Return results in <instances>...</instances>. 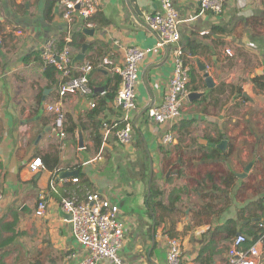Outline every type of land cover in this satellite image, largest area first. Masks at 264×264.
Returning <instances> with one entry per match:
<instances>
[{
	"label": "crops",
	"instance_id": "1",
	"mask_svg": "<svg viewBox=\"0 0 264 264\" xmlns=\"http://www.w3.org/2000/svg\"><path fill=\"white\" fill-rule=\"evenodd\" d=\"M98 2L87 28L79 17L63 20L59 0H0V264H79L85 253L61 203L85 202L93 193L120 207L124 264H167L171 236L181 242L183 264H230L238 236L248 249L264 234V90L254 81L264 77V0H226L219 15L202 14L199 0H172L182 20L189 94H207L184 98L180 117L166 125L150 120L148 111L164 101L174 47H157L139 23L161 11L159 2ZM48 44L70 48L74 76L92 65L94 94L59 97L64 79L43 62ZM128 47L151 52L139 69L134 140L122 145L114 135L104 141L103 124L122 121L117 70ZM57 102L65 137L48 111ZM168 132L174 142L164 145ZM54 158L60 163L50 170ZM36 159L43 167L33 172ZM64 171L71 173L66 179L59 176ZM154 189L161 206L150 208ZM42 196L47 212L38 217Z\"/></svg>",
	"mask_w": 264,
	"mask_h": 264
},
{
	"label": "built area",
	"instance_id": "2",
	"mask_svg": "<svg viewBox=\"0 0 264 264\" xmlns=\"http://www.w3.org/2000/svg\"><path fill=\"white\" fill-rule=\"evenodd\" d=\"M161 6L160 12L146 13L141 16L140 25L152 33L157 40V47H174V70L169 81V87L160 106L152 107L148 111L150 120L159 124H173L181 115L183 99L189 95L190 68L184 61L182 34L179 12L172 0H157ZM202 14L219 15L224 10L226 0H199ZM62 9V19L73 23L79 17L85 27L92 28L91 19L100 9L98 0H59ZM151 50L139 47H128L124 64L117 71L121 77L122 88L117 97V106L122 113L120 123H104V141L114 135L122 145H130L134 140L135 127L132 123V111L136 98L139 69L141 62ZM228 56H233L230 50ZM45 66L54 67L62 73L63 82L60 84L58 95L66 98L74 95L89 97L93 94L89 75L93 70L91 64L85 65L81 74L73 75L72 55L69 47L57 50L53 44H48L42 54ZM95 108L96 104H92ZM48 111L56 115L55 129L61 137H65V114L61 103L48 107ZM162 142L164 145L174 142L172 132L166 133ZM43 167L42 160L36 159L30 164L33 172ZM72 182L77 183L79 179ZM54 183V182H53ZM54 189V188H53ZM62 210L70 214L72 219V236L76 243L83 248L85 256L79 264H124L120 251L125 240L126 221L121 216L118 204L111 202L98 193L89 194L85 202H78L74 198H66L61 203ZM47 212V202L42 196L38 202L36 215L44 217ZM264 228V225H261ZM247 239L238 236L229 249L230 264H258L261 255L260 245L264 243V234L256 244L248 249L244 248ZM72 254L70 258H75ZM167 264H183L182 245L177 238H168Z\"/></svg>",
	"mask_w": 264,
	"mask_h": 264
},
{
	"label": "water",
	"instance_id": "3",
	"mask_svg": "<svg viewBox=\"0 0 264 264\" xmlns=\"http://www.w3.org/2000/svg\"><path fill=\"white\" fill-rule=\"evenodd\" d=\"M84 59V55H80V56H78L75 60H83ZM201 67V69H202V71H206V67L205 66H200ZM204 78H205V81H206V85H207V88L208 89H212L214 86H215V84H214V81H213V78L209 75V73L208 72H206L205 73V75H204ZM94 94V93H93ZM207 93H197V92H195V93H190L189 94V98L191 99V100H193V99H196V98H201V97H203L204 95H206ZM83 136L81 135L80 136V145H81V147H83ZM225 145H224V143H222L221 145H220V148H223ZM69 174H71L70 172H67V171H64V172H62V173H60V177L62 178V179H66V177H68L69 176ZM63 213H65V212H63ZM65 215L67 216V218L68 219H72V216L70 215V214H67V213H65Z\"/></svg>",
	"mask_w": 264,
	"mask_h": 264
},
{
	"label": "trees",
	"instance_id": "4",
	"mask_svg": "<svg viewBox=\"0 0 264 264\" xmlns=\"http://www.w3.org/2000/svg\"><path fill=\"white\" fill-rule=\"evenodd\" d=\"M254 81H255V84L258 88L264 90V77H257ZM113 98L114 97H112V99ZM52 163H53L52 165L48 164L49 169L50 170H56L59 166L60 160L58 158H54ZM160 195H161L160 191H155V189L152 190V195H151L150 199L148 200V206L150 208H152L153 205L154 206H161V203L156 201V197L160 196ZM263 203H264V200H263ZM170 238H174V236H171Z\"/></svg>",
	"mask_w": 264,
	"mask_h": 264
}]
</instances>
